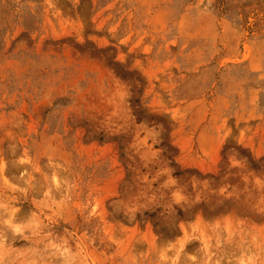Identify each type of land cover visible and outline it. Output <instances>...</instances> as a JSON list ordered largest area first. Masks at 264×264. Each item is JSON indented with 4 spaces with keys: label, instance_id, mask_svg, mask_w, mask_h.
Wrapping results in <instances>:
<instances>
[{
    "label": "rangeland",
    "instance_id": "374dc122",
    "mask_svg": "<svg viewBox=\"0 0 264 264\" xmlns=\"http://www.w3.org/2000/svg\"><path fill=\"white\" fill-rule=\"evenodd\" d=\"M0 264H264V0H0Z\"/></svg>",
    "mask_w": 264,
    "mask_h": 264
}]
</instances>
